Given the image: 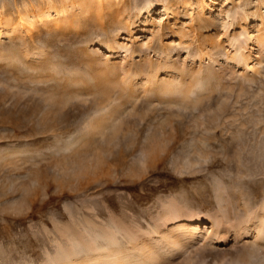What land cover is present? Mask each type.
<instances>
[{
  "label": "rangeland",
  "instance_id": "rangeland-1",
  "mask_svg": "<svg viewBox=\"0 0 264 264\" xmlns=\"http://www.w3.org/2000/svg\"><path fill=\"white\" fill-rule=\"evenodd\" d=\"M175 1L0 39V264L87 260L194 223L199 241L157 264H264V45L245 50L256 74L233 47L264 32V0L164 11ZM169 81L184 85L155 84Z\"/></svg>",
  "mask_w": 264,
  "mask_h": 264
},
{
  "label": "bare ground",
  "instance_id": "bare-ground-1",
  "mask_svg": "<svg viewBox=\"0 0 264 264\" xmlns=\"http://www.w3.org/2000/svg\"><path fill=\"white\" fill-rule=\"evenodd\" d=\"M40 1L38 6L25 5L16 15L1 11L0 39L3 35L12 36L15 34L31 37L35 31L41 28H67L72 26L75 17L78 15H89L93 13L102 15V13L107 11L120 9L124 2V0ZM150 4L151 1H148L147 5ZM203 4L202 0H176L168 6L164 5V11L169 13L170 11L173 12L174 10L183 9L185 11L191 10L192 13L198 12L202 14L204 12ZM244 36L245 39L243 44H233V47L236 49L234 60L239 66H244L247 72L256 74L259 72L258 67L262 64V61L256 58L249 62L250 58L246 57L247 54L245 55V50L249 47L250 43L258 46L264 45V32L255 36L245 30ZM182 82L169 81L162 84L156 82L155 84L160 86V91L163 93L175 94L182 89L184 85ZM173 211H176V213H173ZM183 212V209L174 205L168 212V220H180L183 216ZM169 214L171 215L169 216ZM200 222H202V219H200ZM192 225L198 226L199 224H179L173 228H167V233L161 238L162 240L157 241V243H152L150 240L142 246L133 245L131 249H111L106 252H99L96 257H91L82 261L71 258L65 264H157L159 251L162 249L161 246L170 253L176 250H185L190 245H193L195 241H199L198 238L201 232L197 230V227H194L193 230L190 231ZM257 227H259V233H262L264 230V219L258 222ZM247 228H249V226H247ZM212 229H214V224ZM206 239L207 236L203 235L201 241H205Z\"/></svg>",
  "mask_w": 264,
  "mask_h": 264
}]
</instances>
